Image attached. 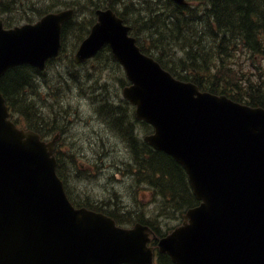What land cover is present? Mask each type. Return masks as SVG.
Wrapping results in <instances>:
<instances>
[{
	"label": "water",
	"instance_id": "obj_1",
	"mask_svg": "<svg viewBox=\"0 0 264 264\" xmlns=\"http://www.w3.org/2000/svg\"><path fill=\"white\" fill-rule=\"evenodd\" d=\"M46 40L47 35L29 26L16 31L0 26V77L21 64L43 68L58 47V41ZM105 43L135 82L125 95L138 104V117L157 126L152 142L189 165L196 194L205 201L191 216L206 222L211 232L199 224L190 233L193 244L186 230L166 240L161 251L188 264H264V170L257 166L263 135L253 131L250 138L242 122H253L254 113L191 103L190 85L175 81L142 55L127 28L109 15L81 47L79 59L94 55ZM7 117L0 94V264H121L131 247L111 230L113 223L109 227L76 211L39 136L18 130ZM209 137L205 146L196 144ZM134 232L147 242L143 232Z\"/></svg>",
	"mask_w": 264,
	"mask_h": 264
},
{
	"label": "trees",
	"instance_id": "obj_2",
	"mask_svg": "<svg viewBox=\"0 0 264 264\" xmlns=\"http://www.w3.org/2000/svg\"><path fill=\"white\" fill-rule=\"evenodd\" d=\"M24 1L35 5L38 12L46 11L54 6H73L77 4V2L74 0H49V5L40 4L37 0ZM109 1L113 4H116L117 0ZM200 1L202 3L201 7L205 10L208 8L209 11H207L205 15H198L195 21L192 23L190 22V18L184 17V19L182 18V21H180V24L175 15L172 17L170 16V13L175 11V8L170 6L171 1H168V4H166L167 7L150 3L146 11L150 13L159 11L157 23L162 26L161 35L163 38L154 39V46L159 48L161 51V56L157 57V59L163 64V66L170 70L173 74L177 75L179 78L185 79L188 77L205 88H208L212 91H217L221 81H228V78H232L234 81H237V79L231 75H225V77L221 78L218 76V74H215L220 73L223 69H219L218 63L214 62L212 53L205 44L209 38V35L201 28L205 24L206 19L211 16L223 34H231L233 39L238 38L239 40H243L248 44L257 43L256 46H253L256 48L261 43L260 40H258L256 32L258 29L264 28V8H256L250 4L248 0ZM20 3L21 0H0V7L2 9L15 10L18 8ZM124 6L126 7L124 10L128 13L139 11L135 9L132 4L125 0L121 1L118 5L119 8ZM183 16L185 15L180 14V17ZM187 16L192 17L193 15L188 13ZM73 24L70 26V30L74 35H76L78 29H82L78 26H73ZM141 24L144 27H152L150 20L147 18H141ZM184 24H193L196 27L198 26L199 30L192 32L186 31L183 32V35L181 36L179 31L181 26L183 27ZM70 37L71 35L67 37V41ZM171 37L174 38L171 40L165 39H169ZM173 45L174 49H171ZM182 46H184L183 50H181ZM221 49H226V44H221ZM179 51L182 52V57H178ZM104 52L105 49H102L98 56L102 55ZM223 56L224 54H221V57ZM219 64L220 68H223L222 62ZM34 71L36 72V70ZM36 79V75H34L28 67L20 66L9 71L8 75L0 81V88L11 100L10 102H14L15 99L18 100V106L24 113H26L33 123L41 125L44 124L43 121L45 118L44 116H39V112L36 107L37 102L32 97L34 92V82ZM246 88L249 92V99L247 102L253 105H264V93L259 87H255V83L250 81ZM239 98H242V96ZM112 109H114V107ZM120 109L122 110L121 106ZM114 111L115 112H111L109 116H107L105 112H102L101 116H107L108 120H113L115 122L113 123L117 125L116 128L120 129L122 114L120 115L116 108ZM48 127L56 131L61 130L57 122L49 124ZM129 132L130 130L126 129L124 132H122V134L127 136L125 133ZM134 144L137 145L136 139H134ZM162 155L163 154H161L157 160H154L152 158L144 159L138 153L137 163L145 174L147 173L146 170L148 171L151 180H154L155 171L158 172L160 179L157 180V183L159 186L166 187L167 189H170L169 186L172 188L170 190L173 192L174 197H177V204H174L168 208L166 212V215L172 216L173 212L180 209L179 206L187 205L190 198L186 191L187 187L183 181V177L180 171L177 169L176 164L171 162V157L165 154L163 156ZM140 215V212H134L130 214V217L135 218L139 217ZM161 263L172 264L169 257L166 255L161 256Z\"/></svg>",
	"mask_w": 264,
	"mask_h": 264
},
{
	"label": "rangeland",
	"instance_id": "obj_3",
	"mask_svg": "<svg viewBox=\"0 0 264 264\" xmlns=\"http://www.w3.org/2000/svg\"><path fill=\"white\" fill-rule=\"evenodd\" d=\"M41 2L43 4L49 3L48 0H41ZM91 18L92 17L89 16L86 20L91 19ZM74 41H75V39L74 38H71L70 40H68V45L69 46L72 45V43ZM108 61H109V58H107V57L105 58L104 57V58L98 60V64L99 65H104ZM81 69H87V68H81ZM47 74L49 75V77L52 79L53 82H56L59 79V73L58 72H55V70H53V68H49ZM119 77H120V75H119ZM108 81L113 84V89L114 90H117L119 88L118 87L119 78H117V79H109ZM89 91H90V93L93 96H100V94L103 92V91L101 92V89L100 88H96L94 90L93 89H90ZM42 92L51 93L52 90L49 89L45 85V87L42 88V89L36 88V91H34L33 94H32V97L37 102V108H38V111L41 114V116H44L45 121H47V122H49L51 120H54V119H57V121L59 123H63V114H65V108L64 109L63 108H59L58 105H57V103H55V102H53V103H51V102H48V103L43 102L42 100L45 99V95L42 94ZM65 96H67L68 98H70L74 102V111H70L71 114L69 115V119L71 118L72 124H73L72 127H71V129H73L75 127L84 126L85 121L76 112V110L78 109V106H79L78 105V96H77V94L74 91H72V90H67L63 94V98H65ZM83 101L84 102H87L88 105H86L83 102L80 105V111L81 112H85L84 115L91 114L90 112H87L86 111L87 106H92L91 103H90V100L87 99V98H83ZM94 107H96V106H94ZM105 108L107 110H112V112H115L110 107V105H107ZM92 110H94V109H92ZM98 123H101V119H99V117H98ZM95 124L99 127V124H97L96 122H95ZM108 135H109V138L111 140L112 145L114 146L115 149L118 150V151H115L114 150V152H111L110 154L111 155H115V154H120L121 152L126 153L125 144L118 137V135H116L113 132H109ZM66 136H68V135H66ZM109 164L110 163L107 160L106 161V165H104L102 169H104L105 166H109ZM114 169L115 168H112V167L105 168L104 172H102L100 174V177H101V181L100 182L101 183H103V182L104 183H107L111 188L120 191L123 194L124 199L125 200H128V203H131L132 204V206H131L132 208H136L138 210L141 209V206L138 203H136L134 199H137L140 202L142 201V202H147V203H150L152 201V196H150L149 193L146 192V191H140L138 196H136L133 192L130 191L131 179H128L127 177H124L123 175H120V178H118L117 175H114L113 176V179L110 178L109 172L111 170L113 172V174H114L115 173L114 172ZM89 185H90V188L91 189H95V190H98L101 187V185L98 183V181H95L94 179H92V182L91 181L89 182ZM143 206L144 207H147V204H143ZM173 214H174V212H173ZM172 216L166 215V217H168V218H171ZM175 223H176V220L168 219V220H166V223H165L164 227H169V226L175 225Z\"/></svg>",
	"mask_w": 264,
	"mask_h": 264
},
{
	"label": "bare ground",
	"instance_id": "obj_4",
	"mask_svg": "<svg viewBox=\"0 0 264 264\" xmlns=\"http://www.w3.org/2000/svg\"><path fill=\"white\" fill-rule=\"evenodd\" d=\"M39 1L40 4H43L41 2V0H37ZM49 1V0H48ZM77 2L76 5H73L71 7H73L75 9V12L78 16V14L82 13L87 5L91 2V0H74ZM121 1H124V0H117L116 1V6L119 5V3ZM127 2H129L130 4H132V6H134L135 9L137 10H147L148 6L150 5V3H154L156 5H159V6H166V4H168V0H125ZM250 2V4H252L254 7L256 8H264V0H248ZM44 5H49V3L47 4H44ZM66 6H70V5H59V6H54L52 8H55L56 10H62L64 8H66ZM131 7V6H130ZM126 7H121L122 10H124ZM51 9V8H50ZM127 12V11H126ZM73 26H77L76 23L73 24ZM71 39V37L69 38V40ZM101 52V50L98 52V54ZM97 54V60H100L102 58H109V54H108V51L105 50V52L98 56ZM46 86L52 90V92L50 93L51 94V98L53 100V102L55 103H60L64 98H63V94L67 91V90H70V89H67L65 88L64 86V83L61 82V81H56V82H53V81H48L46 83ZM36 88H37V79L36 81L34 82V91H36ZM102 92V91H101ZM100 99L102 100V102L104 103V106L106 107L108 104V97L106 96V94H104L103 92L100 94ZM37 107V106H36ZM38 110V108H37ZM39 112V111H38ZM70 110L68 109H65V114H63V123H59L57 121V119H54V120H51L49 122L47 121H43L44 124H47V125H44V124H41V126H43L45 129L49 128V124H53V122H57L58 126L61 128V130L59 131H56V132H61L62 134L64 135H67V131L65 129H63V127L65 126L66 123L69 122V115H70ZM39 116H41V114L39 113ZM53 130V129H51ZM127 136L123 135V139H125V141L131 145L132 147H136L137 145L134 144V139L135 137L132 135V134H127L125 133ZM105 170V169H104ZM146 177L148 179H151L150 175L148 174V171L146 170ZM115 175V173L113 174V172L110 170L109 172V176L110 178L113 179V176ZM135 188V184L134 183H130V190H133ZM136 203L140 204V205H143L142 202L138 201L137 199H134Z\"/></svg>",
	"mask_w": 264,
	"mask_h": 264
},
{
	"label": "flooded vegetation",
	"instance_id": "obj_5",
	"mask_svg": "<svg viewBox=\"0 0 264 264\" xmlns=\"http://www.w3.org/2000/svg\"><path fill=\"white\" fill-rule=\"evenodd\" d=\"M72 120L70 119L69 120V123H66L65 126L63 127V129H65L67 131V135H69L70 131L72 130L71 127H72ZM46 130H50L51 131V128H47ZM121 174V171L119 170L118 173H115V175H117L118 177L120 176Z\"/></svg>",
	"mask_w": 264,
	"mask_h": 264
}]
</instances>
